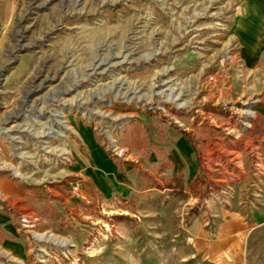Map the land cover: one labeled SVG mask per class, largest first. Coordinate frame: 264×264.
Segmentation results:
<instances>
[{
    "label": "rangeland",
    "instance_id": "1",
    "mask_svg": "<svg viewBox=\"0 0 264 264\" xmlns=\"http://www.w3.org/2000/svg\"><path fill=\"white\" fill-rule=\"evenodd\" d=\"M240 13L0 0V264H264V226L219 213L264 207V25Z\"/></svg>",
    "mask_w": 264,
    "mask_h": 264
},
{
    "label": "crops",
    "instance_id": "2",
    "mask_svg": "<svg viewBox=\"0 0 264 264\" xmlns=\"http://www.w3.org/2000/svg\"><path fill=\"white\" fill-rule=\"evenodd\" d=\"M234 3H237L239 9L241 10V13L239 15V18L242 19L239 23H242L243 26H249L246 30L248 33H250L249 38H254L256 37L257 33L260 31H255V28L253 29L252 27L255 25H264V0H232ZM261 34V33H259ZM262 35V34H261ZM260 41L264 40V38L261 36ZM248 47V46H247ZM255 49V48H254ZM256 50V49H255ZM255 55H260V52H256ZM234 157L233 161L235 160H240L239 155L241 153L239 152H233ZM236 165L241 166L242 162L236 161ZM243 167V166H242ZM245 179L240 181V185L237 186L236 190V195L237 199L239 198L242 200H245V194L244 196L239 195L240 189L243 188V184H245ZM11 184H9L10 186ZM264 186V183H263ZM12 187V185H11ZM263 193L264 190L262 189ZM264 203V199H263ZM241 205L246 204L243 201L240 202ZM221 209V208H220ZM219 210V209H218ZM240 211H235V210H226V209H221L219 210V213L222 215V222L221 225L223 226V231L226 234H230V237H239L243 236L249 231L255 230L256 228L260 226H264V207L261 209H257L254 211L252 214H250L253 219L255 218V222H249L245 218V214H243V211L246 212V207H241L239 209Z\"/></svg>",
    "mask_w": 264,
    "mask_h": 264
},
{
    "label": "bare ground",
    "instance_id": "3",
    "mask_svg": "<svg viewBox=\"0 0 264 264\" xmlns=\"http://www.w3.org/2000/svg\"><path fill=\"white\" fill-rule=\"evenodd\" d=\"M59 117H61V118H62L63 116H62V115H60ZM62 123L64 124V122H62ZM62 123H61V124H62ZM58 132H59V131H58ZM48 134H51V133H48ZM59 134H61V133H59ZM56 241H57V242H59V243H61V244H63V243L65 244V242H64V241H60V240H56Z\"/></svg>",
    "mask_w": 264,
    "mask_h": 264
},
{
    "label": "trees",
    "instance_id": "4",
    "mask_svg": "<svg viewBox=\"0 0 264 264\" xmlns=\"http://www.w3.org/2000/svg\"><path fill=\"white\" fill-rule=\"evenodd\" d=\"M176 194H177V195H181V192L179 191V192H177Z\"/></svg>",
    "mask_w": 264,
    "mask_h": 264
},
{
    "label": "built area",
    "instance_id": "5",
    "mask_svg": "<svg viewBox=\"0 0 264 264\" xmlns=\"http://www.w3.org/2000/svg\"><path fill=\"white\" fill-rule=\"evenodd\" d=\"M75 191H78V188H75Z\"/></svg>",
    "mask_w": 264,
    "mask_h": 264
}]
</instances>
